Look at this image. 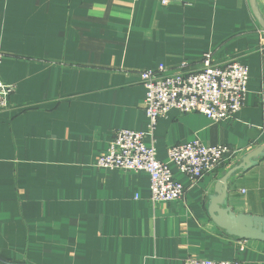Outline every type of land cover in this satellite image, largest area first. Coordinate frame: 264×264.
Masks as SVG:
<instances>
[{
    "label": "crops",
    "instance_id": "crops-1",
    "mask_svg": "<svg viewBox=\"0 0 264 264\" xmlns=\"http://www.w3.org/2000/svg\"><path fill=\"white\" fill-rule=\"evenodd\" d=\"M0 0L1 79L17 87L0 111V263L185 264L189 257L264 264V242L228 235L209 215L218 183L227 207L264 217V0ZM262 21V22H261ZM236 61L250 73L244 108L213 122L173 110L158 121L157 158L199 141L236 150L187 188L151 202L145 173L98 168L119 130L148 132L140 73L183 62Z\"/></svg>",
    "mask_w": 264,
    "mask_h": 264
},
{
    "label": "built area",
    "instance_id": "built-area-1",
    "mask_svg": "<svg viewBox=\"0 0 264 264\" xmlns=\"http://www.w3.org/2000/svg\"><path fill=\"white\" fill-rule=\"evenodd\" d=\"M140 1L133 0L135 3ZM156 1L168 6L173 1L188 5L192 0ZM3 60L4 54L0 53V66ZM140 79L146 90L144 111L149 120L148 132L119 130L107 152L98 157L95 165L103 169L147 174L153 203L181 201L187 188L175 178L172 166L195 184L218 170L225 162L233 160L236 150L226 145L206 146L199 141H192L171 146L167 151L169 161L162 162L157 158L154 140L147 144L146 138H153L158 121L173 110L183 115L201 114L213 122L232 119L244 108L250 79L249 69L236 61L218 64L213 52H207L199 69L188 62L172 69L159 66L141 72ZM16 90L15 85L5 83L0 77V111L9 107L10 98ZM185 264L242 263L189 257Z\"/></svg>",
    "mask_w": 264,
    "mask_h": 264
},
{
    "label": "water",
    "instance_id": "water-1",
    "mask_svg": "<svg viewBox=\"0 0 264 264\" xmlns=\"http://www.w3.org/2000/svg\"><path fill=\"white\" fill-rule=\"evenodd\" d=\"M250 2L255 16L261 20L256 0H250ZM262 24L264 27V23ZM261 157H264V146L244 158V169L249 170L255 166V159ZM227 197V184L225 182L218 183L215 194L210 197L209 204V215L213 222L232 237L264 242V217L234 213L231 208L227 207Z\"/></svg>",
    "mask_w": 264,
    "mask_h": 264
}]
</instances>
